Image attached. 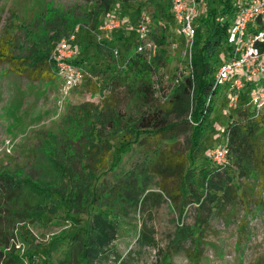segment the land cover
Segmentation results:
<instances>
[{"label": "trees", "instance_id": "trees-1", "mask_svg": "<svg viewBox=\"0 0 264 264\" xmlns=\"http://www.w3.org/2000/svg\"><path fill=\"white\" fill-rule=\"evenodd\" d=\"M117 1L92 0L78 17L74 12L71 15L58 8L47 9L37 19L44 25L50 17L55 25L51 32L41 35L36 34L31 22L11 19L10 26L0 33V64H7L12 72L29 81H54L57 69L51 56L58 43L69 38L71 31L80 23L96 29ZM121 1L129 4L133 0ZM205 1V11L197 18L190 73L169 88L158 76L165 63L161 54L151 55L149 60L147 54L136 51L139 36L133 43L126 40L125 47L130 45L133 52H125L122 64L112 68L108 74L109 82L103 85V91L109 89V93L96 107L101 116L97 118V122L101 121L98 123L100 127L93 124L87 131L91 141L84 155H80L85 158L84 167L74 171L72 167L57 162L55 178L46 184L31 177L0 175L6 190L5 199L9 203L5 207L8 219L42 225H61V221H67L72 225L70 230L63 229L51 237L49 244L43 245L45 256L42 264H53L52 258L57 255L59 247L63 257L57 259L58 264H71L72 261L93 264L94 260L100 264L108 260L110 254L106 245L119 235L122 219L129 216L131 210L141 209L154 195L149 191L153 185L161 191L157 193L158 197L164 194L169 198L181 216L188 204L196 205L199 212L209 203L221 210L230 205L232 213L238 200H243L244 193L239 192L241 184L218 180V172L223 167L216 165L211 157L201 156H205L201 151L204 126L211 115L218 90L214 81L220 65L215 64L212 53L223 38L227 43L231 23L223 16L236 9L232 0H219L225 4L213 26L211 21L217 8L213 0H209L210 3ZM140 5H136L137 10L142 9ZM157 5L155 14L160 16L163 4L159 2ZM8 27L14 30V34ZM252 29L254 32L264 31V20L258 18ZM166 30L167 26H164L159 36L153 35L154 30H151L155 45L163 47L166 44ZM19 32H23L25 37L20 38ZM110 44H113L112 40L106 42V46ZM256 46L264 53V40L256 42ZM73 62L78 63L77 60ZM245 83L248 88L263 84L256 79H246ZM98 87L99 82L89 83L92 92H97ZM120 92H125L134 102L132 108L129 104L122 108L121 101L117 99ZM84 108L85 113H89L88 117L97 113L93 104L90 107L86 104ZM223 134L226 142L219 145H228L229 159L242 175L249 179L252 176L264 178V112L260 114L251 108L240 110L238 118L230 120ZM113 137H119L121 146L127 151L136 143L141 148L142 158L128 171L116 174L115 181L109 184L102 175L104 165L113 168L108 156L115 148L111 141ZM179 139H185V148L177 146ZM151 199L160 201L157 197ZM61 210L65 211V217L58 216ZM54 218L58 219L57 223H54ZM14 222L10 226L13 227ZM185 229L181 235L183 238L194 234ZM8 233L0 244L6 245L10 241ZM146 237L142 235L140 243L148 245L150 242ZM6 262L22 264L20 256L14 254H10ZM116 264L125 262H121L118 256Z\"/></svg>", "mask_w": 264, "mask_h": 264}, {"label": "rangeland", "instance_id": "rangeland-1", "mask_svg": "<svg viewBox=\"0 0 264 264\" xmlns=\"http://www.w3.org/2000/svg\"><path fill=\"white\" fill-rule=\"evenodd\" d=\"M198 1L200 9L195 20L196 28L197 18L205 11L206 3L205 0ZM243 1L232 0L233 6ZM90 2L92 0H0V33L10 26L11 19L31 22L39 35L51 32L55 25L52 18H47L44 25L37 19L43 11L58 8L71 15L74 12L78 17L87 10ZM159 2L163 7L161 15L156 16L155 8ZM207 2L210 3L209 0ZM212 2L217 8L211 21L214 26L225 3L219 0ZM138 3L152 20L150 35L151 30H154L153 35L159 36L164 26H167L166 44L163 47L155 45L156 49L152 52L153 56L161 54L165 60L158 72L162 84L169 88L190 73L192 52L185 48L180 24L172 14L171 1L133 0L128 4L118 0L96 29L80 23L70 33L75 34L80 47L75 58L84 78L79 86L67 90L59 77L50 82L29 81L12 72L7 64H0V175L31 177L46 184L55 178L57 162L72 167L74 171L85 166V158L80 155H84L91 141L87 131L91 125L101 123L100 119L97 122L101 116L96 107L104 102V97L109 93V89L103 91V85L109 82L108 74L112 68L118 63L122 64L125 52H133L130 45L125 47L126 40L133 43L138 37L136 25L141 16L136 9ZM234 11V8L231 9L223 19L231 23ZM109 17L124 19L125 25L128 18H132L133 34L119 33V29L106 34L102 26ZM7 29L14 34L13 29ZM17 35L25 37L23 32ZM111 40L113 44L106 46V42ZM115 49L118 54L114 53ZM228 50L223 38L212 53L215 64L221 65L229 59ZM94 71L108 73L96 74ZM261 81L264 83V75L258 79V82ZM93 82L100 83L97 92L89 90V83ZM246 87L240 93L231 92V95L227 94V85L218 87L211 115L204 126L201 151L205 156H201L210 157V149L226 142L223 131L232 118H238L240 110L253 109L251 96L257 88ZM235 96L236 101L233 98ZM117 99L121 101L122 108L127 104L130 108L134 105L125 92H120ZM86 104L88 107L93 104L97 113L88 117L89 113H85L84 108ZM263 112L264 109L260 114ZM111 141L115 148L108 156L113 168L104 165L102 175V179L109 184L115 181L116 174L128 171L142 158L141 148L136 143H132L127 151L126 147L121 146L119 137H113ZM177 146L185 148V139H179ZM218 173V180L240 183L242 186L239 192L243 191L244 198L238 200L232 213L229 211L230 205L221 210L209 203L199 212L196 205L188 204L181 216L169 198L164 194L158 197L157 193L161 191L153 185L149 191H153L154 195H151L146 205L131 210V214L122 219L119 235L110 245H106L109 258L100 264H116L118 256L125 264H264V178H246L232 159H228ZM5 192L4 182L0 179V241L6 237V232L11 238L6 245L0 244V264H12L6 262L10 254L19 255L22 264H42L45 256L43 245L49 244L51 237L63 229L70 230L71 223L27 224L17 219L14 222L8 219L5 210L9 204ZM156 197L160 199L159 202L151 199ZM58 216L65 217V211H59ZM56 220L54 223H57ZM12 222L13 227L10 226ZM9 226L12 227L10 230ZM185 228L194 234L183 238L181 235L186 231ZM142 235L148 236V245L140 243ZM59 249L52 258L53 264H58L57 259L63 257ZM70 263L76 264L74 261ZM93 264L98 262L94 260Z\"/></svg>", "mask_w": 264, "mask_h": 264}, {"label": "built area", "instance_id": "built-area-1", "mask_svg": "<svg viewBox=\"0 0 264 264\" xmlns=\"http://www.w3.org/2000/svg\"><path fill=\"white\" fill-rule=\"evenodd\" d=\"M170 1L174 19L180 24V31L186 43L185 48L188 52H192L197 30L195 20L200 9L199 1ZM258 18L264 20V0H246L236 5L227 35L229 59L220 65L214 81L215 86L218 87L227 85L229 95L231 92L240 93L245 88L246 79L258 80L264 75V53L256 46V42L264 40V31L254 32L252 29ZM124 24V19L109 17L102 29L106 34H111L123 28ZM151 25L150 16L143 11L136 25L139 36L136 51L147 54L149 60L155 50V43L150 36ZM75 38V34H72L69 38L61 40L51 56L57 69V77L61 79L63 87L67 90L79 86L84 78L80 67L73 62L80 51ZM114 53L118 54V50L115 49ZM256 88L251 96V104L253 111L258 113L264 109V83L257 85ZM233 98L237 100V96ZM229 153L227 144L218 145L211 149L210 157L216 165L224 167L229 159Z\"/></svg>", "mask_w": 264, "mask_h": 264}, {"label": "crops", "instance_id": "crops-1", "mask_svg": "<svg viewBox=\"0 0 264 264\" xmlns=\"http://www.w3.org/2000/svg\"><path fill=\"white\" fill-rule=\"evenodd\" d=\"M143 11H145V10H143V9H140L139 10V14L141 15L142 13H143ZM132 18H128V20L129 21H127V23H126V25L124 26V28H121V29H119L117 32H121V33H127V34H130V32H132V30H133V28H132V25H131V20ZM139 21V20H138ZM76 57V56H75ZM74 57V59L73 60H76L77 58H75Z\"/></svg>", "mask_w": 264, "mask_h": 264}]
</instances>
